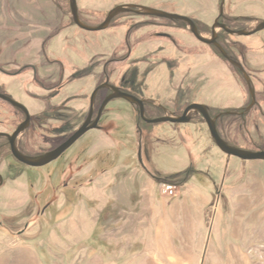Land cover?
<instances>
[{
    "label": "rangeland",
    "instance_id": "374dc122",
    "mask_svg": "<svg viewBox=\"0 0 264 264\" xmlns=\"http://www.w3.org/2000/svg\"><path fill=\"white\" fill-rule=\"evenodd\" d=\"M28 1L25 23L15 0H0V94L33 115L20 139L25 155L44 156L75 136L108 81L147 100L149 120L205 105L232 146L264 152V32L218 30L257 90L258 105L244 115L253 104L244 75L189 26L125 14L109 30L89 32L76 26L72 0ZM128 5L189 17L212 39L223 0H79L83 21L95 28ZM222 20L253 31L264 22V0H226ZM108 97L101 94L99 110ZM19 112L0 99V134L17 131ZM192 116L188 124H150L120 99L99 130L45 168L0 152V264H39L41 254L51 264H264V161L229 157L206 120Z\"/></svg>",
    "mask_w": 264,
    "mask_h": 264
},
{
    "label": "water",
    "instance_id": "95a60500",
    "mask_svg": "<svg viewBox=\"0 0 264 264\" xmlns=\"http://www.w3.org/2000/svg\"><path fill=\"white\" fill-rule=\"evenodd\" d=\"M225 9H226V0H223L221 19L218 20L217 25L214 28L213 38L208 39L204 37V35L201 33L198 24L189 17L182 16V15H176V14H170L164 11L154 10V9L146 8V7L132 6V5L119 7L113 10L110 13L107 21L102 26L97 27V28L90 27L82 20V17L80 14L79 0H72V10H73V16H74V21L76 25L79 26L81 29L89 31V32L107 31L111 28L113 23L120 16L125 15V14H137L143 17H157L161 19L183 23L189 26L191 32L198 39V41H200L201 43L205 45L218 49L220 53L222 54V56L224 57V59L227 60L233 67L238 69L244 75L247 83L249 84L252 98H253L252 106L247 110L246 114H244V115H247L251 113L253 109L258 105L257 90L254 86L253 79L248 73L245 65H243L239 60L231 56L230 53L225 49V47L220 43L221 37L218 34V30H224L226 33L234 37H253V36H256L264 32V22L260 23L259 26L253 31L232 30L227 25H224L221 23L222 19L225 16ZM105 89H111L114 92V94L107 99V101L105 102L102 108L99 118L95 121L97 99H98L99 94ZM0 99L12 104L16 109L23 111L27 116V122L23 124L14 135H7L5 133H1L0 139L5 138V137L9 138L12 144L13 156L19 162L31 168H36V169L45 168L59 161L74 146H76L87 134H89L91 131L99 130L101 128L100 124L102 122L104 113L109 107V105L113 101L120 100V99L130 102L134 106H138L141 109V114H142L143 119L150 124H161V123L188 124L192 122L193 114H196L197 116H202L206 120L209 126V129L211 131L214 141L216 142L217 146L220 148V150L223 153H225L229 157L238 158V159H241L247 162L264 161V152L256 153V152L244 151V150H241L239 148L232 146L227 140H225L221 134V131L219 130L220 117L214 118L212 116L211 110L207 106L200 105V104L193 105L186 111L185 115L180 118L167 117V118H162L158 120H149L147 118V110H146L145 101L131 94L125 93L123 90L111 85L110 83H108L105 86L99 87L98 90L95 92L93 101H92V113L88 121L84 125V127L75 136H73L67 143H65L59 149L53 152H50L44 156L30 157V156L25 155L21 151L20 146L18 144L19 139L29 130V128L32 125V115H31L30 110L24 104L16 101L12 97L0 94ZM229 114L237 115L233 113H229ZM160 181L161 183H168L167 180H160ZM4 185H5V178L1 172V167H0V188H2Z\"/></svg>",
    "mask_w": 264,
    "mask_h": 264
},
{
    "label": "flooded vegetation",
    "instance_id": "af4514ba",
    "mask_svg": "<svg viewBox=\"0 0 264 264\" xmlns=\"http://www.w3.org/2000/svg\"><path fill=\"white\" fill-rule=\"evenodd\" d=\"M82 17V16H81ZM83 20V19H82ZM223 21V20H222ZM76 24V23H75ZM77 26V25H76ZM161 36H166V38H168L169 39V35H161ZM221 40V39H220ZM63 65V64H62ZM25 69H27L28 70V67L27 68H25ZM27 70H24V72L25 71H27ZM35 72H37V70H35V69H33ZM66 71V70H65ZM23 72V73H24ZM38 73H39V70H38ZM9 75V74H8ZM9 76H11V77H18V76H20V74H14L13 76H12V74L11 75H9ZM65 77V76H64ZM63 77V78H64ZM108 83H110V81H108ZM107 83V84H108ZM107 84H105V85H107ZM111 84V83H110ZM40 85H43V86H45L43 83L41 84L40 83ZM105 85H102V86H105ZM101 86V87H102ZM57 88L58 87H53V88H51V90L53 91V92H55L56 90H57ZM105 91H107L108 93H109V97L110 96H112L113 94H114V92L111 90V89H105V90H103L100 94H99V96H98V99H97V103L99 102V98H100V96H101V94L103 93V92H105ZM125 92V91H124ZM125 93H127V92H125ZM95 94V93H94ZM129 94V93H128ZM4 95V94H3ZM6 96H8V95H6ZM9 97H11V96H9ZM93 97H94V95H93ZM108 97V98H109ZM135 97H137V98H139L140 99V95H136ZM12 98H14V97H12ZM92 101H93V98H92ZM107 101V100H106ZM143 101H145V100H143ZM147 101V100H146ZM145 101V102H146ZM21 103V102H20ZM23 104V103H22ZM105 104V103H104ZM104 104H103V106H104ZM146 104H147V102H146ZM26 106V105H25ZM103 106H102V108H103ZM27 107V106H26ZM138 107V106H137ZM28 108V107H27ZM102 108H100V110L98 109V107H97V105H96V112H95V118H96V116L97 115H99L100 116V113H101V111H102ZM139 108V107H138ZM29 109V108H28ZM140 109V108H139ZM151 109V108H150ZM18 111H20L19 113L20 114H23L24 115V117H25V120H24V122L16 129V130H19V128L23 125V124H25L26 122H27V116H26V114L23 112V111H21V110H19V109H17ZM31 112V111H30ZM91 113H92V110H91ZM91 113H90V115H91ZM140 113H141V109H140ZM186 113V112H185ZM147 114H148V110H147ZM150 114V113H149ZM31 115H32V113H31ZM185 115V114H184ZM213 117H215V116H213ZM99 118V117H98ZM33 121H34V118H33V115H32V125H31V127L29 128V130L25 133V134H27L31 129H32V126H33ZM219 129H221V127L219 126ZM17 131H15L14 133H11V134H8V133H5V134H7V135H14L15 133H16ZM24 134V135H25ZM23 135V136H24ZM22 136V137H23ZM21 137V138H22ZM20 138V139H21ZM20 139H19V141H18V144H19V146H20V149L22 148L21 147V144H20ZM0 143H5V144H2L1 146H0V152H2V151H4V150H10L11 152H12V144H11V141H10V139L9 138H7V137H5V138H1L0 139ZM21 151H22V149H21ZM12 155H13V152H12ZM0 167H1V161H0Z\"/></svg>",
    "mask_w": 264,
    "mask_h": 264
},
{
    "label": "crops",
    "instance_id": "0c3cea01",
    "mask_svg": "<svg viewBox=\"0 0 264 264\" xmlns=\"http://www.w3.org/2000/svg\"><path fill=\"white\" fill-rule=\"evenodd\" d=\"M15 2H16L17 7L21 6V13H20L21 18H20V20L25 22V23H28L30 21V16H31L29 8H28L29 1L27 0L26 4L25 3L20 4L16 0H15ZM68 257H69V259L66 258L65 260H63L64 258H62L61 260L63 262L71 261L70 258H72V256H68ZM36 259H37V262H39V264H49V263L51 264L52 263V258H51V256H48V255L46 256V255L41 254V255H38V257H36ZM27 262H30V260H27Z\"/></svg>",
    "mask_w": 264,
    "mask_h": 264
},
{
    "label": "trees",
    "instance_id": "16d2710c",
    "mask_svg": "<svg viewBox=\"0 0 264 264\" xmlns=\"http://www.w3.org/2000/svg\"><path fill=\"white\" fill-rule=\"evenodd\" d=\"M224 46V45H223ZM225 47V46H224ZM226 48V47H225ZM227 51H228V49H227ZM220 52V51H219ZM229 52V51H228ZM221 54V53H220ZM230 55L231 56H233V54H231L230 53ZM221 56H222V54H221ZM223 57V56H222ZM224 58V57H223ZM227 61V60H226ZM228 62V61H227ZM222 120V119H221ZM221 122V121H220ZM219 126L221 127L222 126V122L221 123H219ZM226 140V139H225ZM3 152V151H2ZM191 175H192V171H189L186 175H184V184H186L188 181H189V178L191 177ZM168 181V183H170V184H174V183H176V182H174V180H167ZM176 184H179V182L178 183H176Z\"/></svg>",
    "mask_w": 264,
    "mask_h": 264
},
{
    "label": "built area",
    "instance_id": "2783aa9c",
    "mask_svg": "<svg viewBox=\"0 0 264 264\" xmlns=\"http://www.w3.org/2000/svg\"><path fill=\"white\" fill-rule=\"evenodd\" d=\"M166 187H167L169 190H172V189L175 188V187H173V186H168V185H166Z\"/></svg>",
    "mask_w": 264,
    "mask_h": 264
}]
</instances>
